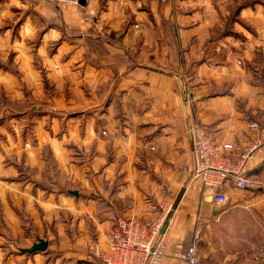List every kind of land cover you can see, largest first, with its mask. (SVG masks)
Listing matches in <instances>:
<instances>
[{
	"label": "crops",
	"instance_id": "1",
	"mask_svg": "<svg viewBox=\"0 0 264 264\" xmlns=\"http://www.w3.org/2000/svg\"><path fill=\"white\" fill-rule=\"evenodd\" d=\"M19 1L30 15L0 35V264H119L115 218L161 204L173 209L155 264H186L172 254L196 228L200 264H264V187L215 205L192 179L188 132L204 124L232 160L264 147L250 127L264 121V0ZM247 173L264 182L262 153ZM232 212L239 235L218 225Z\"/></svg>",
	"mask_w": 264,
	"mask_h": 264
},
{
	"label": "built area",
	"instance_id": "2",
	"mask_svg": "<svg viewBox=\"0 0 264 264\" xmlns=\"http://www.w3.org/2000/svg\"><path fill=\"white\" fill-rule=\"evenodd\" d=\"M59 1L66 5H79L78 0ZM159 1L163 4L174 5L177 0ZM250 127L264 133V121L252 122ZM188 132L193 154V164L190 167L192 179L198 181L203 188L212 191L211 197L215 205H227L230 202L228 193L232 188L264 187V182L249 180L247 173L249 164L257 155L261 153L264 155V147L259 141H252L244 151L237 155L235 160H232L229 152L233 151V144L218 143L213 140L204 124L191 122ZM172 209L171 206L161 204L158 215L146 220L117 217L108 236V248L111 255L119 260V264L157 263L165 254L166 240L163 228ZM200 233L201 229L196 228L193 234V244L185 250L173 252L172 255L186 264H200L196 249V241ZM88 249L91 256L100 257L102 255L97 242H90Z\"/></svg>",
	"mask_w": 264,
	"mask_h": 264
},
{
	"label": "rangeland",
	"instance_id": "3",
	"mask_svg": "<svg viewBox=\"0 0 264 264\" xmlns=\"http://www.w3.org/2000/svg\"><path fill=\"white\" fill-rule=\"evenodd\" d=\"M30 13H31V10L27 7H24L19 0H13L12 3L8 2L7 0H0V18H6L2 22H0V35L2 36L3 32L6 31L8 28L12 29V31L15 33L17 30L18 24H19V21H17V18H24L25 16L30 15ZM9 36H10V41L7 40V44L9 42V45L6 44L7 47L4 48L5 50L9 48L10 44H12V41H13L11 40L13 39V37H11V35ZM16 41L22 42V40H16ZM28 41H30V43L32 44L31 46H33L34 42H36V39L28 40ZM17 44L18 43H16V45ZM11 54L12 53H10V55L8 56L9 58H11ZM0 62H2L1 59H0ZM215 225L216 224H214V226ZM218 225L221 228L227 229L231 233H235V230H236V233L238 234L240 233L239 230L242 227H246L247 222L241 219L240 216H236L232 212L231 215L223 216L221 221L218 222ZM16 251L18 252V250Z\"/></svg>",
	"mask_w": 264,
	"mask_h": 264
},
{
	"label": "water",
	"instance_id": "4",
	"mask_svg": "<svg viewBox=\"0 0 264 264\" xmlns=\"http://www.w3.org/2000/svg\"><path fill=\"white\" fill-rule=\"evenodd\" d=\"M86 0H78L80 6L85 5ZM72 194H77L76 190L70 191ZM48 242L44 239H39L37 242H34L31 247L23 249L24 252L34 253L36 251H44L47 248Z\"/></svg>",
	"mask_w": 264,
	"mask_h": 264
},
{
	"label": "trees",
	"instance_id": "5",
	"mask_svg": "<svg viewBox=\"0 0 264 264\" xmlns=\"http://www.w3.org/2000/svg\"><path fill=\"white\" fill-rule=\"evenodd\" d=\"M247 2H249V1H246V2L242 3V5H240V7L243 6V5H245ZM228 18H232V16H230V17H228ZM116 218H117V217H116ZM116 218H115V219H116ZM114 221H115V220H114ZM36 252H38V251H36ZM36 252H34V253H36Z\"/></svg>",
	"mask_w": 264,
	"mask_h": 264
}]
</instances>
